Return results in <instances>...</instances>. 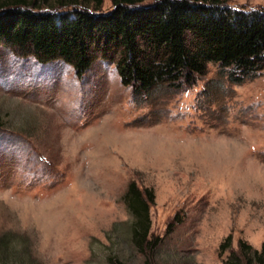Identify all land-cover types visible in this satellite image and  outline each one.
<instances>
[{
	"label": "rangeland",
	"instance_id": "374dc122",
	"mask_svg": "<svg viewBox=\"0 0 264 264\" xmlns=\"http://www.w3.org/2000/svg\"><path fill=\"white\" fill-rule=\"evenodd\" d=\"M34 1L51 12L112 8ZM131 182L153 194L150 253L133 244ZM262 244L264 67L236 81L208 63L191 84L144 96L108 59L78 76L0 41V264H264L253 255Z\"/></svg>",
	"mask_w": 264,
	"mask_h": 264
},
{
	"label": "trees",
	"instance_id": "16d2710c",
	"mask_svg": "<svg viewBox=\"0 0 264 264\" xmlns=\"http://www.w3.org/2000/svg\"><path fill=\"white\" fill-rule=\"evenodd\" d=\"M92 1L98 8L102 0ZM111 1L106 12L85 7L51 12L33 7L34 0H0V41L31 52L40 63L62 60L78 76L95 57L108 59L120 83L144 96L160 84L176 90L191 84L208 63L236 81L264 67V9H234L221 0ZM152 202L150 190L129 183L124 203L134 218L133 244L141 252H152L160 241L149 237ZM230 240L226 236L219 251ZM238 246L250 251L243 242ZM253 255L261 263L264 244Z\"/></svg>",
	"mask_w": 264,
	"mask_h": 264
}]
</instances>
